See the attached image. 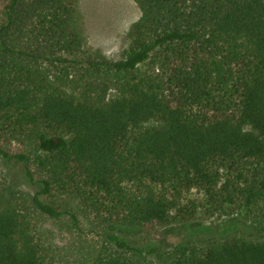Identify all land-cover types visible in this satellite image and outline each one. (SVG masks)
<instances>
[{
  "label": "trees",
  "instance_id": "1",
  "mask_svg": "<svg viewBox=\"0 0 264 264\" xmlns=\"http://www.w3.org/2000/svg\"><path fill=\"white\" fill-rule=\"evenodd\" d=\"M135 1L109 58L80 0H0V264H264V0Z\"/></svg>",
  "mask_w": 264,
  "mask_h": 264
},
{
  "label": "rangeland",
  "instance_id": "2",
  "mask_svg": "<svg viewBox=\"0 0 264 264\" xmlns=\"http://www.w3.org/2000/svg\"><path fill=\"white\" fill-rule=\"evenodd\" d=\"M80 7L85 17V25L89 44L100 56L120 58L127 53L129 46L128 32L131 25L138 19L140 8L135 0H80ZM6 191L0 193V204L6 198ZM198 218L204 222L219 223V238L228 236L249 235L252 226L244 214L237 211H227L224 214L207 216L199 213ZM162 228L152 229V236L141 238L158 243L178 241V237H164Z\"/></svg>",
  "mask_w": 264,
  "mask_h": 264
}]
</instances>
